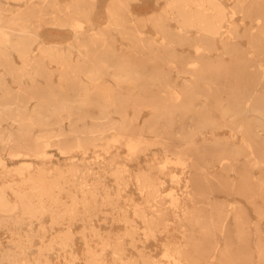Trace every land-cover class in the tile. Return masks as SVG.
Listing matches in <instances>:
<instances>
[{"label":"bare ground","instance_id":"6f19581e","mask_svg":"<svg viewBox=\"0 0 264 264\" xmlns=\"http://www.w3.org/2000/svg\"><path fill=\"white\" fill-rule=\"evenodd\" d=\"M127 1L108 0L105 22L96 23V0H70L63 7L60 0H0V149L11 157L42 160L40 166L8 170L0 157L2 177L18 178L0 182V230L11 234L10 247L0 250V264H52L47 254L56 247L65 251L70 247L71 226L76 222L83 224L80 234L87 264H111L107 250L112 264H159L145 248L135 257L126 254V245H135L140 230L143 241L165 237L164 264H264V234L259 226L264 221V0H161L159 12L148 16L131 11ZM45 4L53 8L48 23L71 31L66 42L46 41L40 34ZM140 23H151L157 36L136 30L132 51H115L116 36L127 39V25L137 28ZM185 45L193 52L176 50ZM50 65L71 73L58 79L72 84L45 87L62 88L59 93L37 92L38 80L50 78ZM173 71L180 84L169 83ZM106 76L115 82L106 91L100 90V84H83ZM8 78L20 90L10 91ZM129 83L169 91L166 98L149 101L133 99L141 94L127 99L114 91ZM145 107L150 115L140 120ZM128 108L132 116L126 115ZM157 128L162 135L153 144L187 142L182 155L192 160L195 169L189 199L165 194V177L174 183L178 179L157 155L150 159L151 148L144 144V137ZM223 130L231 135H222ZM99 132L113 133L112 142L128 138L125 146L131 154L145 146L140 151L142 167L131 170L116 163V156L97 171L85 163L71 162L66 168L43 163L49 138H56L60 149L85 152L104 147L107 151L110 141L93 136ZM136 135H142V141L134 142L131 137ZM171 146L176 151L174 142ZM175 163L187 166L181 160ZM203 163L209 171L215 172L216 164L223 170L217 175L209 172L213 179L201 183L197 172ZM108 177L112 185L102 187ZM133 184L140 201L124 194ZM222 191L247 205L239 201L229 208L212 198ZM65 193L67 200L62 197ZM247 206L259 222L250 217ZM106 207L113 211L111 224L124 225L123 233H102L92 224L100 208ZM169 214L186 216L187 224L177 228L180 241L169 235ZM189 223L197 227L198 236L185 228L191 227ZM56 226L66 228L45 241V234ZM36 237L41 244L29 258ZM65 254L66 264H75L74 253Z\"/></svg>","mask_w":264,"mask_h":264},{"label":"rangeland","instance_id":"374dc122","mask_svg":"<svg viewBox=\"0 0 264 264\" xmlns=\"http://www.w3.org/2000/svg\"><path fill=\"white\" fill-rule=\"evenodd\" d=\"M61 1V5L62 7L64 5H68L65 4L67 1L70 0H60ZM108 0H96L95 2V9L93 12V19L95 20L96 23L99 22H105V6L107 5ZM126 4H128V6L130 7V10L133 12H137L140 15H144V16H148L150 13H154V12H159V7L158 4H163V2L161 0H128L126 2ZM227 4L232 5L233 2H229ZM39 8H41V5H38ZM43 8V7H42ZM46 15H44L42 18H44V20L42 19V21H40V34L43 36V38H46V41H56V42H66L68 40V38L71 36V31L69 29H58L54 26H52L50 23H48V20L50 18L49 15H47L48 13H51L53 11V8L50 6V4H45V8H44ZM54 11H56V9H54ZM33 20L36 22L38 21V19L33 18ZM236 21L239 24H242L240 21L239 16L236 17ZM248 23V22H247ZM246 24V23H245ZM255 25V23H254ZM37 26V25H34ZM39 26V25H38ZM127 39H122L120 36H116V39L114 40L113 44L116 45L115 51L120 52V53H129L132 51V46L135 42V40L133 39L136 30H139L140 32L143 31L144 35L148 36V35H153L154 37L157 36L156 34V30L154 29L153 25L151 23H148L145 26H142V24L140 23L139 25H137V28H134L132 25L128 24L127 25ZM245 45V44H244ZM185 47V49H183ZM246 47V46H245ZM176 50L179 52H188V53H192L193 50L188 47V46H177ZM150 52L149 50H144V52ZM140 54H142V50L139 51ZM137 54V55H140ZM73 58L75 59L76 57L73 56ZM120 58V57H117ZM191 58V57H190ZM193 58V57H192ZM228 59V57H226ZM197 59V58H196ZM133 60H135V58H133ZM198 60H201L200 58H198ZM157 66H159L161 68L165 67V69L167 68L165 65H159L157 64ZM182 65H179V68ZM148 68L149 65H147ZM49 77L43 78V79H39L37 84L39 85V88L36 90L37 92H49V93H59L62 92V88H57V87H51V88H45L47 85H58V84H64V85H71L72 82L71 81H59L58 77L60 75L63 74H71V73H62L61 71H58V67L55 65H50L49 67ZM182 68V67H181ZM83 74V73H82ZM79 74V75H82ZM170 77L172 79V82L170 81V84H180L179 80H177V73L176 71H173L172 73H170ZM174 80V81H173ZM100 84V90L101 91H106L107 89V85H115V82L112 81V79H110L109 77H105L102 80H98L96 82H90V81H85L83 84L85 85H91V84ZM161 82H159L158 84H161ZM7 84L10 86V91L12 92H17L18 90H20V88L18 87V85L12 81V79L7 80ZM24 85L29 84L28 81H24L23 82ZM136 85H134V83H129L128 85H124L123 87H115L114 91L118 92L120 94L126 95V98H132L130 97L131 95L137 93V94H141V96H137L136 100H154V99H159V98H166V93L167 91H169V89L167 90L164 87L159 86L158 88H138L135 87ZM91 90V88H88V90ZM93 89V88H92ZM97 89V88H96ZM65 90H68V88H65ZM99 90V88H98ZM128 95V96H127ZM204 97V96H203ZM97 100H102L101 98L95 97ZM207 98V97H206ZM205 99V98H204ZM200 98L198 96L194 97V101L199 103L200 102ZM32 101L30 103V105H32ZM143 107V106H142ZM127 116H132L133 115V111L132 108H128V112L126 113ZM150 115V109L149 108H143L142 111L140 112L139 116H140V120L144 119L145 117ZM214 116H218L217 113H214ZM112 117H119L118 115H112ZM65 123H67V121H65ZM140 124H142V122H139ZM3 126H6V123H3ZM158 127H161L160 124H158ZM161 130L160 128L155 131V132H151L148 133L144 139H146L147 143L144 144H148L146 145V147H150L151 148V152H150V159L155 158L154 156H158V161H162L165 163V165L169 168V172L172 173V175L175 176L176 179H178V183H174L171 182L169 177H165V184H164V188H165V194L168 193H174L177 195L178 198L185 200V199H189V197H191V195H189L190 192V184H191V180H190V176L194 175L195 176V169L193 168V164H192V160L184 159L183 154V150H184V146H186L185 144L187 142H182L180 139H175L172 140L171 142L167 141V146H163L161 144H153L154 142H158L160 141L161 135L162 133H160ZM231 135V132L229 130H223L222 135H226V137L228 135ZM92 136V135H90ZM93 136H96L100 139H103L107 141L109 143V147L108 150H104V147H95V148H91L85 152H79L77 150L71 149V148H67V149H60L58 148V145L55 142L56 138H49V143L47 145V147H45V160H44V164H46L48 167H56L57 165H60V167L62 168H66V165H68L71 162H78V163H85L87 166H90L91 169H93L92 171H97V170H101V168H103L106 163L108 162V159L111 156H116V163L119 162L122 164H127V166L129 167V169L131 170H136L139 167H142L143 164V158H142V152H140L145 146L141 147V149H139L138 152H135L133 154H131V152L128 151V148L125 146V142L127 141L128 138L122 137L121 139H118L116 142H112L111 139L113 138V133L111 132H104V133H94ZM132 140L134 142H138V141H142V135H136V136H132L131 137ZM177 138V137H175ZM166 143V141H164ZM174 142V146L176 145L177 147H175L176 151H173V147L171 146V143ZM102 143H104L102 141ZM169 144V145H168ZM1 150V149H0ZM162 153H165V155H162ZM179 153V154H176ZM0 157L3 159L4 164H5V169L8 170H15L16 168L20 167V166H25L28 164L31 165H35V166H40L42 164V160L38 159V158H30V157H21V156H17V157H11L7 150H1L0 151ZM182 161L185 162L187 166L185 165H180V164H176L175 162L177 161ZM155 162V161H154ZM156 163V162H155ZM223 164V162H221ZM115 164V163H113ZM158 164V163H157ZM225 165V164H223ZM223 165H218L216 164L215 167V172L209 171L210 169H208L207 163H203L201 169L198 170L197 174H198V180L203 183L207 180H212L214 175H217V173L222 172V168ZM212 172V173H209ZM3 172L0 170V182L1 181H6V182H11L13 180H17V177H6L3 178L2 177ZM260 173H258L257 175L259 176ZM104 185H102V187L106 186L109 187L112 185V180L110 177L105 178L103 180ZM68 187H70V191H74L75 189L70 186L67 185ZM67 187V188H68ZM188 191V193L186 192ZM217 193V194H216ZM214 194H212V198H214L216 201L220 202V203H224L226 205H228V207L230 208L235 202H243L245 205H247V203L244 201V199L242 198H237L233 195L227 194L226 192L222 191V192H216ZM78 196H80V192L78 191ZM126 196H130V198H132L135 201H140L141 200V194L136 190L135 188V184L130 185V187L127 189V192L124 193ZM221 196H220V195ZM219 195V196H218ZM10 196H12L10 194ZM63 200H67V194H63L62 195ZM232 197V198H231ZM228 198V199H226ZM230 198V199H229ZM168 199V200H167ZM167 204L168 205V201L169 198H167ZM228 200V201H227ZM165 205V206H166ZM248 212L250 213V217L254 220V222H259V218L250 210V207L247 206ZM131 209H128L127 211L129 213H131L130 211ZM100 214L94 218L92 224L98 228L101 229L102 233H107L108 231H113L114 233H123L124 231V225H122L121 223H116V224H111V218H112V210L108 207L106 208H100ZM106 214V215H105ZM200 214V213H198ZM130 215V214H129ZM190 215V214H189ZM132 217V216H131ZM191 217V216H190ZM231 216L228 217V220H230ZM169 219H170V228L172 229V231L169 233L170 237L172 236L173 239L180 241L182 240V233L180 231L177 230V228L180 227V225H186L187 221H186V216L183 215H175V214H169ZM258 219V220H257ZM204 220V219H203ZM106 221V222H104ZM43 223L45 226H47L48 223V219L45 218L43 220ZM260 229L263 231L264 234V221H260ZM191 225V227L186 226L185 228H190V229H194V234L193 237L198 236L197 235V227L193 226L191 223H189ZM38 223L34 224V231L36 233V229L38 228ZM48 227V226H47ZM263 227V228H262ZM66 228V226H56L54 228V230H50L45 234L44 240L47 241L50 237L56 235L57 233L61 232L62 229ZM72 230H73V238H72V242L70 245V249L68 248L66 251H72L76 257L75 259V264H87L84 260V251H85V245H84V241L81 238V234L80 231L83 228V224L81 222H76L74 225L71 226ZM181 228V227H180ZM184 228V227H182ZM21 234L24 233V230H22V232H20ZM42 236V235H41ZM10 238H11V234L9 231L7 230H0V250H4V249H8L10 247ZM164 238L165 237H160L156 240H149V241H143L142 239V231L140 230L139 232H137L136 234V242H135V248L134 246L131 245H126V254L128 255V257H135L137 254V251H142V248H145L146 252H149L152 257H154V259L156 261H159V264H164L163 258H162V243L164 242ZM39 244H41V239L39 237H36L34 239L33 242V247L31 249L28 250V256L29 258H33L36 255V251L37 248L39 246ZM95 245V244H93ZM65 250H60L59 248H54L52 251L49 252V254H47L49 261L52 264H66L65 262ZM109 250H107V256H106V260L109 261L112 264V257L109 254ZM70 259V258H68ZM22 264H27L26 262H23Z\"/></svg>","mask_w":264,"mask_h":264}]
</instances>
